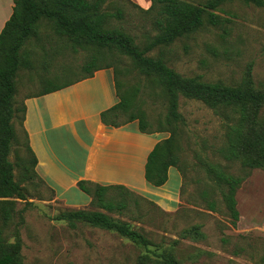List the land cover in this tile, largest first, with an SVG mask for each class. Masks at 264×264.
<instances>
[{"label": "rangeland", "instance_id": "obj_1", "mask_svg": "<svg viewBox=\"0 0 264 264\" xmlns=\"http://www.w3.org/2000/svg\"><path fill=\"white\" fill-rule=\"evenodd\" d=\"M186 1L197 4L206 0ZM103 7L110 11L121 8L123 17L112 22L123 25L142 40L145 33L156 32L150 25V17L127 0H104ZM214 12L221 18L218 24L206 23L162 48L166 63L183 76L241 85L263 93L264 5L225 0ZM49 40L55 52L50 67ZM23 48L31 50L33 64L18 73L16 90L28 93L84 76L82 66L93 54L92 47L73 51L64 38L56 41L45 18L39 20L37 34L30 36ZM157 53V48L151 52ZM110 61L117 70L120 93L130 100L129 112L121 113L120 120L141 110L147 129L162 128L167 138L170 135L165 122L167 102L161 87L142 75L130 59L113 56ZM57 75L60 78L54 79ZM179 111L184 122L175 126L173 153L177 164L168 167L169 189L154 188L153 192L110 189L105 197L115 205L123 201L120 209L101 208L94 200L86 205L69 204L31 176L29 168L24 173L16 166L15 179L24 187L26 199L15 198V208L4 232L13 241V232L19 229L23 263L136 264L138 256L146 250L114 231L62 217L67 211L83 209L99 210L127 222L151 241L149 249L170 252L182 264H260L264 252V168L246 166L240 158L226 160L218 151L227 144L228 125L235 122L237 115L233 114V120L225 119L201 101L183 96H179ZM245 122L243 137H264V99L256 120L249 115ZM15 129L18 141L9 156L13 162L26 155L19 119ZM251 156L258 157L257 153ZM207 163L217 164L242 179L235 193L238 220L234 226L222 200L223 188L206 171Z\"/></svg>", "mask_w": 264, "mask_h": 264}, {"label": "trees", "instance_id": "obj_2", "mask_svg": "<svg viewBox=\"0 0 264 264\" xmlns=\"http://www.w3.org/2000/svg\"><path fill=\"white\" fill-rule=\"evenodd\" d=\"M13 1L12 14L0 31V264H24L19 229L14 230L13 241H10L9 236L4 232L15 208V198L26 199L24 187L15 179L16 166L21 167L24 173H27L29 168L31 176L44 183L34 171L36 157L28 144V136L22 125L25 106L15 101L18 73L21 69L31 68L33 64L31 50H25L23 46L30 36L37 34L41 18L49 21L56 41L64 38L73 51L79 47L93 48V54L82 66L85 74L80 78L91 76L98 68H113L119 101L100 113L103 123L119 126L137 120L140 131L155 132L147 129L144 112L141 110L130 113L127 119L120 120L121 113L129 112L130 100L119 91L120 83L116 80L117 70L110 61L113 56L116 59L121 57L130 59L142 75L161 87L167 102L165 122L169 126L170 135L158 141L148 153L144 176L150 185L154 187L163 185L167 180L168 167L177 164V158L173 153V136L176 124L184 122L179 111V96L201 101L225 119L233 120V114H236L235 122L228 125L227 144L218 149L220 155L226 160L240 158L246 166L264 168V137L255 136L252 139L243 137L245 121L249 115L252 116V120H256L263 103L264 92H254L241 85L206 82L198 76H183L168 66L164 59L163 47L196 32L206 23L218 24L221 18L214 11L225 0H206L197 4L186 0H151L150 6L146 9L127 0L150 17L152 30L156 31L152 35L145 33L143 40L123 25L112 22L114 18L123 17V10L117 7L116 10L110 11L109 8L103 7L104 0ZM243 1L258 6L264 5V0ZM50 43L51 40H49V67L51 58L55 54ZM155 48L158 49V53L152 55L151 52ZM58 77V75L54 76V79ZM49 81L52 79L49 78ZM59 87L60 85H54L40 92L46 93ZM17 119L25 138L26 155L13 162L9 156L13 145L18 141L15 129ZM163 130L160 128L157 132ZM254 153H257L258 157L253 158L251 155ZM205 169L223 188L222 200L229 212L231 224L236 225L238 210L235 193L242 181L241 177L227 173L222 167L213 163H207ZM77 184L82 191L91 196V201L94 200L99 207L108 210L115 207L120 209L124 206L123 201L115 205L111 199L105 197L110 189L130 191L123 185H98L83 180L78 181ZM213 205L211 202L210 207L213 208ZM63 214L62 217L68 220H82L92 226L114 231L136 247L146 250L138 256L136 264L152 262L182 264L170 252L149 249L152 243L143 233L132 228L127 222L114 219L102 211L77 209ZM22 222L23 218L20 216L19 224ZM260 264H264V252Z\"/></svg>", "mask_w": 264, "mask_h": 264}, {"label": "crops", "instance_id": "obj_3", "mask_svg": "<svg viewBox=\"0 0 264 264\" xmlns=\"http://www.w3.org/2000/svg\"><path fill=\"white\" fill-rule=\"evenodd\" d=\"M130 1L144 9L151 4V0ZM13 6V0H0V31ZM59 85L46 93L40 92L42 88L15 94L16 103L25 106L22 125L36 157L34 171L57 198L72 205L88 204L91 196L78 187L81 180L137 192L169 189L171 169L161 186L150 185L144 176L148 153L165 138L163 132L140 131L137 120L119 126L101 120L100 113L119 101L112 67Z\"/></svg>", "mask_w": 264, "mask_h": 264}]
</instances>
